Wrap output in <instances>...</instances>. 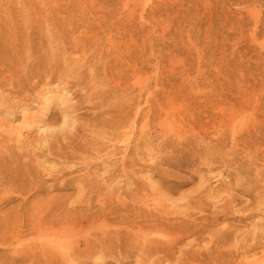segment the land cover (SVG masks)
I'll list each match as a JSON object with an SVG mask.
<instances>
[{
    "label": "bare ground",
    "instance_id": "1",
    "mask_svg": "<svg viewBox=\"0 0 264 264\" xmlns=\"http://www.w3.org/2000/svg\"><path fill=\"white\" fill-rule=\"evenodd\" d=\"M125 10L132 11L133 8L127 6ZM107 18L77 23L74 31L79 32V36L61 37L56 41L55 49L28 64L20 57H14L0 66V111L9 115L0 120V211L6 203L19 200L4 210L6 212H0V264H86L82 256L92 253L80 251L74 242L69 244L62 240V244H53L50 211H54L55 206L49 193L56 186L46 185L48 176H44L50 175V166L39 162L40 156L64 164L72 161L89 163L93 173L89 172L81 179V193L93 197L103 193L98 183L100 176L105 178L108 193H116L115 187L109 184L117 175L114 170L120 168L122 177L129 179L131 166L147 151L145 22L130 25L121 22L123 25H119L107 23ZM75 52L80 54L75 55ZM31 78H37L36 82H30ZM48 91H57L58 99L72 102L55 110L44 109L33 119L27 112L20 114V106L33 108V101ZM20 116L22 122H16ZM47 120L62 122L54 127L53 124L47 126ZM37 123L41 133L34 134ZM216 129L215 124L193 128L192 133L177 142L175 157L187 159L189 166L196 164L195 171H201L205 166L214 169L222 162L235 170L230 173L229 181L220 182L216 187L201 184L192 193L184 195L181 200L185 206L199 211H135L133 203L118 206L117 211H109L111 215L107 216L117 223L115 228L118 230L113 233L110 227L104 226L102 233L106 237L101 245L110 241L107 249L115 248L131 256L137 253L150 264H257L258 257L264 258V220L260 219L259 223L253 221L257 229L247 231L235 251L225 248L229 238L243 232L233 226L216 228L217 231L214 228L208 243L200 244L199 239L211 232V224L221 215L248 211L239 214L240 220H251L257 215L256 211H264V147L259 152L256 146L254 151L257 153L249 161V165L255 164L253 176L250 167L237 159L242 140L248 143V149L250 142L256 141L253 133L232 135L230 132V140L222 132L217 138H210L208 134ZM100 168L105 170L98 174ZM175 184L181 186L182 182ZM221 189L223 194L216 196ZM235 191L251 195L250 203L257 202V206L234 210L237 203L243 202ZM204 192L219 198L220 202L207 200L203 197ZM40 211L44 212L40 214ZM154 232L157 237L152 236ZM87 236L80 232L76 234L79 239ZM76 237L75 242L78 241ZM188 238L191 240L187 241Z\"/></svg>",
    "mask_w": 264,
    "mask_h": 264
},
{
    "label": "rangeland",
    "instance_id": "2",
    "mask_svg": "<svg viewBox=\"0 0 264 264\" xmlns=\"http://www.w3.org/2000/svg\"><path fill=\"white\" fill-rule=\"evenodd\" d=\"M127 6L133 10L126 11ZM103 16L108 17L107 23L119 25L145 22L147 151L131 166L129 179L122 177L120 168L114 170L117 175L109 184L115 187L116 193H108L105 178L100 176L98 183L104 194L93 197L81 193V179L93 173L89 163L72 161L68 165L40 156L38 161L50 166V175L44 176H48L46 185L56 186L49 193L55 206L54 211H50L54 231L51 237L53 244L69 241V244L77 243L84 253L92 251V255L81 258L86 264H150L137 253L131 256L115 248L107 249L110 241L101 245L106 237L102 233L104 226L110 227L113 233L118 230L117 223L107 217L111 215L109 211H117L116 207L130 203L134 204L135 211H199L185 206L181 200L184 195L201 184L216 187L220 182L226 183L230 173L235 171L222 162L214 169L205 166L195 171L196 164L189 166L187 159L178 160L175 146L183 136L192 133L193 128L211 127L212 124L217 126L208 134L212 139L222 132L231 140V134L251 131L260 143L250 142L248 149V143L240 137L237 159L250 167L253 176L256 174L255 164L249 165V161L257 153L256 146L259 152L264 147V0H0V66L14 57L28 64L55 49L61 37L79 36V32L74 31L77 23ZM36 80L31 78L30 82ZM56 92H43L33 101V108L20 106L18 111L21 115L32 114L33 119L44 109L55 110L72 102L58 99L59 92ZM50 98L53 101L50 102ZM4 112L0 111V120L9 118ZM22 119L20 116L16 122L21 123ZM61 122L47 120L46 125L55 127ZM36 125L34 134L41 133L38 123ZM170 128L173 130L169 131ZM104 170L95 171L101 174ZM176 181H181V186H176ZM223 192L221 189L216 196ZM235 195L243 202L237 203L234 210L258 204L250 203L251 195L239 191H235ZM203 197L220 202L207 192ZM18 201L6 203L2 210L13 207ZM242 212L248 211L221 215L211 224V232L199 239L200 244L208 243L214 228L217 231L233 226L243 232L239 237L229 238L225 248L235 251L244 234L257 229L254 222L264 220V211H256L257 215L251 220H240ZM79 232L88 235L87 238H77ZM152 236L158 235L154 232ZM190 238L187 241L193 237ZM258 258L260 264L264 258Z\"/></svg>",
    "mask_w": 264,
    "mask_h": 264
}]
</instances>
